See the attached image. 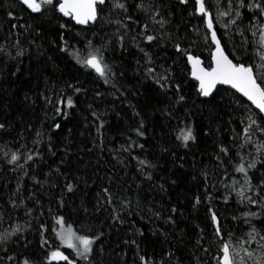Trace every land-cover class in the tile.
Listing matches in <instances>:
<instances>
[{"label": "trees", "instance_id": "trees-1", "mask_svg": "<svg viewBox=\"0 0 264 264\" xmlns=\"http://www.w3.org/2000/svg\"><path fill=\"white\" fill-rule=\"evenodd\" d=\"M137 2L127 0L129 5ZM157 3L168 21L163 29L133 8L129 9V14L135 22L125 20L119 10L111 12L113 21L122 20L131 29L125 36L124 48L112 36L117 25H103L113 41L104 52L105 62L117 74L121 95L105 85L94 71L82 68L74 58L59 50L63 34L69 45L86 56V40L93 39V32H97L99 26L89 31L88 26H77L70 18L58 20L59 14L45 13L37 18L19 0H0V45L15 56L14 45L19 40V47L25 53L16 59L0 54V123L5 124V128L0 129V215L5 218L0 231L5 227L11 230L17 224L22 229L18 237L13 236L4 245L9 255L21 260L28 257L33 264H42L47 252L59 249L73 264H86L73 255L53 231V228L59 230L56 218L63 216L65 228L71 225L77 235L104 234L93 245L97 251L101 246L104 249L94 264H140L141 255L149 259L150 264H216L213 257L221 245L215 238L209 209L217 213L223 224L225 242L240 251L241 239L251 231L249 224L243 222L242 213L259 209L246 202L239 203L240 198L232 189L233 180L240 181L237 190L243 184V175L234 171L239 157L218 168L216 155L224 146L229 149V157L221 154L225 161L236 152H240L245 161L255 157L253 147L241 149L239 145L243 142L241 121H246L257 110L226 87H218L219 91L209 98L197 94V83L190 77L187 57L175 50L173 42H179L181 48L199 56L207 67L213 46L205 40V25L194 15V0H188L187 4H180L179 0H157ZM8 11H12L11 17ZM102 15L107 20L109 10L105 8ZM66 21L69 27L59 29V23ZM146 22L149 34L164 39L148 44L140 34ZM214 27L221 36L215 22ZM238 42L239 37H225L222 41L227 52L233 51ZM94 43L98 45L99 39ZM141 47L150 54L151 66L157 73L165 69L171 71L173 81L180 83L181 94L186 97L183 103H175L172 91L165 94L150 77L146 78L147 61ZM121 72L123 76L119 75ZM69 84L73 88H69ZM75 88L81 91L75 92ZM67 97L72 98L74 107L67 106ZM101 121L103 127L98 133ZM141 121L144 136H138L135 131ZM55 124L60 127L55 128ZM188 127L192 128L196 139L185 147L178 137L181 130ZM37 132L41 135L37 136ZM253 139L264 143V136L258 133ZM37 140L40 143L34 144ZM132 142L135 144L131 154L122 150V146L127 148ZM21 145L28 149L35 147L41 153L39 159L29 161L23 169L6 162L11 152ZM4 152L9 153L7 158ZM132 157L151 162L153 167L144 168L151 173V180L138 171L141 166ZM20 163L23 164V160ZM225 167L227 176L223 171ZM57 168L59 173L55 171ZM257 169L259 171L252 170L249 175L254 172L259 177L264 173L259 163ZM33 177L41 183H35ZM67 182L75 185L71 193L64 189ZM258 182L255 178L252 180L253 185ZM104 187L132 199V214L127 211L121 214L123 224L110 219L111 208L98 210V194ZM197 196L201 203L194 207ZM224 197H229L227 204ZM11 200L17 201L18 207H12ZM173 208L175 212L171 211ZM28 209H32L31 216L26 215ZM157 211L159 219L154 215ZM170 215L174 224L166 222ZM249 219L258 229L264 228L257 220ZM40 224L46 226V248L40 246ZM136 229L142 231L143 236L138 235ZM229 235L235 240L230 241ZM201 237L202 246L209 249L207 253L197 246ZM133 239L139 248L124 243ZM169 252L174 255L170 257ZM3 254L0 251V256ZM51 264L68 262L58 259Z\"/></svg>", "mask_w": 264, "mask_h": 264}, {"label": "snow or ice", "instance_id": "snow-or-ice-1", "mask_svg": "<svg viewBox=\"0 0 264 264\" xmlns=\"http://www.w3.org/2000/svg\"><path fill=\"white\" fill-rule=\"evenodd\" d=\"M19 3L24 6L31 14H36V17L45 15V13L59 14L58 20L63 18H70L76 25L88 26V30L91 31L94 27L99 26L97 32H93V39H87L85 47L87 49V55L81 56L79 49L74 45H69L64 35H60L61 45L59 50L63 53H67L69 56L75 59V62L82 68L91 69L96 75L103 81L105 85H110L116 93L121 92L120 87L117 85L116 76L117 74L112 68L105 62L104 52L106 51L109 44L113 41L109 39L108 34L105 32L103 25L115 23L117 25L116 31L112 33L115 37V42L120 45L121 48L125 47L124 40L127 32L130 31L129 25L125 24L122 20L111 19V12L119 10L124 16L125 20L133 21V16L129 14V9L133 8L138 12L145 15L146 20L152 24L159 25L161 29L164 28L165 24L168 23L165 15L162 12L161 6L157 3V0H138L137 3L129 5L127 0H19ZM180 4H187L188 0H179ZM194 15H198L202 23L205 25L206 35L205 40L214 48L210 52V62L207 67L203 65V61L199 56H196L189 52L187 49L181 48L179 42H173L175 50L182 53L187 57V63L191 65V76L198 82L196 92L201 97H212L214 92H218V85L228 86L230 89L235 90V93H239L240 96L251 102V106H254L255 110L253 115L246 118V121H241L244 124L242 133L243 142L239 145L241 149L245 146L253 147L255 149V157L251 161H245L244 156L240 152L233 154L229 160L225 161L223 157H229V149L221 146L219 153L216 155V159L219 162L217 167L221 165L231 164L232 159L239 157V162L235 164L234 171L243 175V184L239 190L236 189V185L240 183L238 180H233L232 189L235 191L237 197H239V203L255 206L259 211H245L242 213L244 218L243 222L249 224L251 231L247 232L246 235L241 239V249L237 252L235 249L230 248V244L224 240L225 233L223 232V224L218 219L216 212H212L211 209V221L214 227L215 238L220 242V247L217 249V254L213 257L216 260V264H264V228H257L250 222V219H255L260 225H264V173H261L259 177L255 176L253 172L249 175L250 171L257 169L259 163L261 168H264V143H257L253 137L255 134L264 136V0H194ZM105 8L109 10V18L105 20L103 13ZM7 15L11 17L12 11H8ZM224 20L222 27L224 34L218 36L217 30L214 27V22H220ZM135 22V21H133ZM15 27V25H13ZM69 22L59 23V29H67ZM121 28L124 31H121ZM149 23H143L141 35L144 40L151 44L152 42H159L164 39L163 36L149 34ZM198 31V29H197ZM231 33V36H229ZM225 37L234 39L239 37L238 44H234L233 51L227 52L226 45L222 43ZM99 39L100 43L97 45L94 40ZM135 39V38H133ZM169 39L171 37L169 36ZM16 55L12 56L10 52L6 51L5 46L0 45V54L9 56L11 59L23 56L24 50L19 47V40L16 45ZM139 47V45H138ZM146 58L147 64L145 65L146 78L150 77L153 82L159 86L161 90L167 94L172 91L173 95L176 96L175 103L181 104L185 101L186 97L181 94V85L178 82H174L172 73L169 69H165L162 73H157V69L153 64L150 54L140 48ZM140 62L137 61V64ZM123 76L121 72L119 74ZM69 88H73V85L69 84ZM75 92H80L81 89L75 88ZM100 95V93H97ZM27 99V97H26ZM47 100V97H45ZM239 99V97H237ZM50 102V101H49ZM63 103V101H61ZM67 106L74 107V102L71 97H67ZM57 113H60V109L57 108ZM66 115V113H65ZM95 116L96 113H93ZM139 115V113H136ZM171 115V113H169ZM99 119V117H97ZM55 128H59V124L54 125ZM103 127V122L97 128L99 133L100 128ZM5 124L0 123V129H4ZM143 121H141L140 127L135 129L138 136H144ZM181 136L178 139L183 141L185 147L188 146L189 141H195L196 137L193 134L191 127L181 130ZM41 133L37 132V136ZM40 141H34V144H39ZM135 142L129 144L127 148L122 146V150L131 154V148ZM143 148V145H138ZM21 149H24L21 151ZM49 151H51V145L49 144ZM222 154V156H221ZM251 155V153H249ZM4 156H9L8 152H4ZM41 153L35 147L28 149L26 145H21L17 151H12L10 158L6 162L10 165H15L18 168L23 169L29 161L35 162L39 159ZM136 159L141 166L138 171L143 173L147 180H151V173L145 172V167H153L150 161L146 159H139L138 157H132ZM23 160V164L20 161ZM15 170V169H13ZM59 173V168L55 169ZM225 176H227V167L223 169ZM27 175V172H25ZM257 179L259 182L253 185L252 180ZM35 183L40 184L41 182L33 177ZM207 180V176H205ZM139 187V186H137ZM161 187H163L161 185ZM206 191L208 185L206 184ZM227 188L228 185H225ZM75 185L71 182H67L64 185V189L71 193L74 191ZM19 190V189H18ZM253 193L248 195V193ZM231 195V193H229ZM35 199V197H32ZM208 199L211 200V195H208ZM229 197H224V203H228ZM12 207H18L17 201L11 200ZM39 203V201H37ZM59 203L63 205V198L60 199ZM132 199L121 193H113L109 187H104L101 193L98 194L97 206L98 210L100 207L111 208L110 219L115 223L123 224L122 213L127 211L131 215L130 207L132 205ZM201 203V198L197 196L195 198V205ZM139 201L137 200V207ZM151 211V209H149ZM175 212L173 208L171 210ZM32 209H28L26 215L31 216ZM43 213H41L42 215ZM157 219L160 218V213L157 211L154 213ZM235 220L236 217H233ZM167 223L174 224L172 216L168 217ZM5 223L4 216L0 215V225ZM11 223L9 219V224ZM56 224L59 228H53L56 233V237L70 249H73L76 256L86 262V264H94L97 256H102L104 249L101 246L97 251L93 245L100 239L104 234L101 232L98 235H77L72 230L71 225L65 228V219L63 216L56 218ZM41 235V248L48 246L47 239L44 238V231L46 226L44 224L39 225ZM22 229L19 224L15 227H5L3 231H0V251L4 254L0 256V264H33V261L28 257H24L22 260L18 259L16 255H9V249L4 247L13 236H17L21 233ZM136 233L143 236V232L136 229ZM203 231V230H201ZM203 237L197 240V246L199 250L207 253L208 248L202 246ZM229 240H235L234 237L229 235ZM125 244L136 245L139 248L136 240L125 241ZM170 257L174 253L169 252ZM237 257L239 259H237ZM63 259L68 264H73V261L69 260L68 256H65L59 249L51 250L47 252L42 261V264H51L53 260ZM140 264H150L149 259L141 255L139 257Z\"/></svg>", "mask_w": 264, "mask_h": 264}, {"label": "rangeland", "instance_id": "rangeland-1", "mask_svg": "<svg viewBox=\"0 0 264 264\" xmlns=\"http://www.w3.org/2000/svg\"><path fill=\"white\" fill-rule=\"evenodd\" d=\"M215 23H216L217 27L219 28V31H220L221 35H223V34H224V29H223V27H222V24L224 23V20H221L220 22H215ZM63 245H64L67 249H69V250L73 253V255L76 256V253H75V251H74L73 249L68 248V247L66 246V244H63ZM232 249H235V248L233 247ZM237 259H239V258L237 257Z\"/></svg>", "mask_w": 264, "mask_h": 264}, {"label": "water", "instance_id": "water-1", "mask_svg": "<svg viewBox=\"0 0 264 264\" xmlns=\"http://www.w3.org/2000/svg\"><path fill=\"white\" fill-rule=\"evenodd\" d=\"M74 22V21H73ZM74 24H75V22H74ZM76 25V24H75ZM77 26H82V25H77ZM213 46V48H214V45H212ZM212 48V49H213ZM189 68H190V77H191V79H193L192 78V76H191V65L189 64ZM194 80V79H193ZM195 81V80H194ZM196 83H197V86H198V82L197 81H195ZM218 87H226V88H229L228 86H225V85H218L217 86V88ZM230 89V88H229ZM231 90H233V89H231ZM234 92H235V90H233ZM237 94H239V93H237ZM240 95V94H239ZM242 97V96H241ZM203 98H209V97H203ZM244 98V97H243ZM246 101H247V99L246 98H244ZM250 105H251V102H249V101H247ZM253 108H254V106H252ZM258 111V110H257Z\"/></svg>", "mask_w": 264, "mask_h": 264}, {"label": "bare ground", "instance_id": "bare-ground-1", "mask_svg": "<svg viewBox=\"0 0 264 264\" xmlns=\"http://www.w3.org/2000/svg\"><path fill=\"white\" fill-rule=\"evenodd\" d=\"M189 65V64H188Z\"/></svg>", "mask_w": 264, "mask_h": 264}]
</instances>
